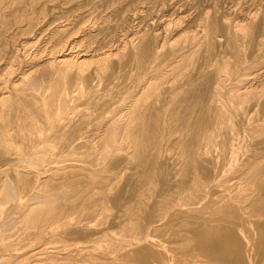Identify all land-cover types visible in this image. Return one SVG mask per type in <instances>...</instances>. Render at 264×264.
<instances>
[{
  "label": "bare ground",
  "instance_id": "1",
  "mask_svg": "<svg viewBox=\"0 0 264 264\" xmlns=\"http://www.w3.org/2000/svg\"><path fill=\"white\" fill-rule=\"evenodd\" d=\"M42 3L0 0V264H168L158 234L243 214L264 261V14L250 27L209 10L171 40L144 29L91 56L65 55L81 42L61 26L48 60L16 70L12 29L29 32ZM195 239L247 264L231 230Z\"/></svg>",
  "mask_w": 264,
  "mask_h": 264
},
{
  "label": "rangeland",
  "instance_id": "2",
  "mask_svg": "<svg viewBox=\"0 0 264 264\" xmlns=\"http://www.w3.org/2000/svg\"><path fill=\"white\" fill-rule=\"evenodd\" d=\"M42 4H47V5L42 6V7L38 6L36 8L29 7L28 13L30 14V18L33 19V25L31 26L29 32L27 33L23 32L21 29H18L17 26H14V28L12 29V33H11L12 35L10 36L12 45H11V48L9 47L11 52L8 54V57L12 58L11 61L14 62L13 64L16 63L14 65L16 70H18L19 68V70L28 71L32 68L33 65L35 66L36 64L32 60L34 58V55L38 53L40 49H43V51L45 50L46 51L42 52L38 59L42 57L41 61L48 60L51 57L50 53L52 52L51 49L53 48L54 42H56L57 40L56 38L58 37V36L52 37V34H54L57 30H59L61 26L63 27L68 26V28L71 29V28H74L76 25V28H74L73 30L74 33L73 34L71 33L72 35H71L70 40L75 39L81 42L79 44L80 47L78 46V48L74 49V51H71V47H70L68 50H66V52L64 51L65 52L64 54L67 55L70 53L72 54L74 53V56H76L78 52L88 51L86 55L90 54L89 56H91V55L100 54L103 51L108 50L111 44L110 43L108 44L107 41L108 42L109 40L113 41V43H115L119 47L125 42V39L127 40V37H129L130 34L135 33V32L139 33L138 31L140 32L143 31L142 33H144L145 32L144 29L148 31V32L146 31L147 35L149 33L151 34L152 31L153 33H156L161 30L160 34L162 33L161 34L162 36L160 39H163V41L171 40L173 37H175V35L179 31L181 32V30L182 31L187 30L190 27V25L193 27V29L195 27L198 29V24H200V22L204 20L203 18V15L205 16L204 13H206L209 10H214L220 15L222 14L221 16L230 19L231 22L232 21L238 22L239 20L242 22L244 21L242 19L245 18L247 19L245 22L249 23L250 27L253 26L254 24H255L254 25L255 27L258 24H260L259 20L263 19L262 17L264 14V0H56L54 2H50V0L48 1L43 0ZM255 13H258V14L260 13V15L257 16V19L255 21L251 22L250 18ZM174 18L175 19L177 18L176 19L177 21L181 18V24H180L181 27L177 28L178 26H176L175 24L177 21ZM168 21L169 23H167ZM151 24H154V25L151 26ZM167 24H170V26L165 27L167 26ZM174 24L175 26H173ZM163 26L164 28H162ZM186 26L188 28H186ZM148 27L149 28L151 27L152 30L151 29L149 30ZM26 28L27 27H25V29ZM153 28L155 30H153ZM165 29H167L166 33H165ZM169 32H170V35H169ZM95 33L97 36L95 35ZM171 33H175V34L171 36L172 35ZM88 34H91L92 38L91 36H89L90 38L89 39ZM166 35H168V37ZM50 37L52 38V40L49 39ZM83 37H87V38H83ZM117 40L119 41V43ZM107 44L108 46H106ZM54 51L55 50H53V53L55 54ZM15 56L16 57L18 56L19 59H16ZM6 62H8L7 59H6ZM6 62L5 60L0 61V67H1L0 71H2L1 69L5 67ZM21 62L23 63V67H22ZM24 63L26 64V66ZM41 63L42 62H40V64ZM92 67L93 65H91V68ZM4 72L5 71H3L2 73L0 72V81L2 80L1 82H3V79L5 77L3 76ZM73 86H71L72 88H70V90L76 89V85H73ZM72 115L71 116L68 115L67 117H72ZM259 138H256L257 139L255 140L256 143L262 141L261 139L262 137L260 138V141H259ZM247 190L248 192L251 191L249 188ZM256 221H258V219H256L255 217L250 216L248 214H243L237 220L213 221L209 225L210 227H206V223L202 221L185 222V223H180L178 225V227H181L182 225L184 226L181 229V231L171 233L169 237L167 235L166 236V238L168 237L167 239H165L164 237L165 235L163 236V234L156 233L154 241L157 240L158 238L157 236L160 235L158 239L160 242L163 241V243H161L163 245L162 251L165 250L164 252L166 253L163 252V254H165L166 257L168 256V260H169L168 264H198L199 261L200 262L202 261L199 264H236V262L233 259L224 262V261L216 260L215 258H212L208 255L202 254L200 249L197 246L196 239H195V235L197 233L223 237L228 230H231L239 237V242L241 245V249L243 251L244 261L247 264H253V259H254V264H264V261H260L258 257H253L251 255V249H252L253 243H251V240L248 238L249 236L247 237V230L249 228V225L252 222H256ZM259 221L263 222L264 217H262L261 220ZM161 235L164 237L165 240H163V237H161ZM160 237L162 239H160ZM147 241L143 240L135 244L133 243V245L127 247L126 250L125 249L124 250L127 251L128 249V252H129L130 250L135 251L137 249L140 250L141 248H144V247H150L152 244L148 243L149 241L148 242ZM157 242L158 241H156V243ZM172 244L174 245V247L172 246ZM165 245L167 249H164L166 248ZM168 245L171 246L172 248L169 247ZM169 248H171V250ZM123 251H121L122 253L120 252L121 255L126 253V252L124 253ZM118 253L117 255L120 256L119 255L120 253L119 254ZM198 255H200L199 258H198ZM193 256H196L197 260ZM200 258H202L203 260L202 259L199 260ZM195 261L198 263H196ZM118 263L122 264L123 262L122 263L117 262V264ZM131 264H142V263L135 262Z\"/></svg>",
  "mask_w": 264,
  "mask_h": 264
}]
</instances>
